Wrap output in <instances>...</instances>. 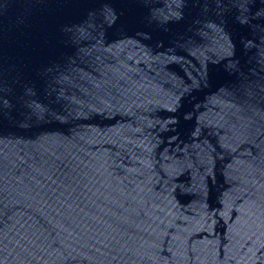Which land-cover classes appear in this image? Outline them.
<instances>
[{"label":"water","instance_id":"obj_1","mask_svg":"<svg viewBox=\"0 0 264 264\" xmlns=\"http://www.w3.org/2000/svg\"><path fill=\"white\" fill-rule=\"evenodd\" d=\"M0 264H264V0H0Z\"/></svg>","mask_w":264,"mask_h":264}]
</instances>
